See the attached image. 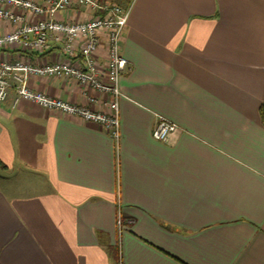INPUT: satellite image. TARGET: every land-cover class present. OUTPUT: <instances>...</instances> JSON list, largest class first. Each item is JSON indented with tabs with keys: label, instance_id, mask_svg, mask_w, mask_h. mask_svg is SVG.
Wrapping results in <instances>:
<instances>
[{
	"label": "crops",
	"instance_id": "0c3cea01",
	"mask_svg": "<svg viewBox=\"0 0 264 264\" xmlns=\"http://www.w3.org/2000/svg\"><path fill=\"white\" fill-rule=\"evenodd\" d=\"M128 8L117 141L78 116L13 105V90L0 102V181L26 177L18 192L0 190V264H264V0ZM98 16L68 9L53 20ZM15 28L0 20V36ZM46 42L0 49V62L70 59L64 42ZM105 57L102 32L98 65ZM28 86L93 112L110 100L71 77L31 75ZM160 119L177 127L163 142L151 137Z\"/></svg>",
	"mask_w": 264,
	"mask_h": 264
},
{
	"label": "built area",
	"instance_id": "2783aa9c",
	"mask_svg": "<svg viewBox=\"0 0 264 264\" xmlns=\"http://www.w3.org/2000/svg\"><path fill=\"white\" fill-rule=\"evenodd\" d=\"M0 20L14 25L15 30L0 36V49L20 46L32 52H42L47 48L46 40L64 42L62 52L69 60L54 62L41 66H31L24 62L8 65L0 62V102L13 90V105L21 102H32L38 107L59 110L65 114L75 115L86 122L96 123L115 141L119 138L118 98L119 80L128 62L121 53V40L126 28L129 8H121L115 4H99L96 0H0ZM20 9L24 15L14 13ZM68 9L94 11L100 10L103 16L94 17L83 23L57 22L53 20L55 13ZM28 14L44 16L34 23L26 20ZM106 34V57L101 65L95 59L100 44V33ZM61 39L64 41H61ZM71 62V59H78ZM31 75H49L71 77L82 87L110 95L105 103L106 113L93 112L84 107L69 105L58 99L31 91L28 80ZM93 102V99H88ZM176 125L160 119L151 131L156 141H165L176 130Z\"/></svg>",
	"mask_w": 264,
	"mask_h": 264
},
{
	"label": "rangeland",
	"instance_id": "374dc122",
	"mask_svg": "<svg viewBox=\"0 0 264 264\" xmlns=\"http://www.w3.org/2000/svg\"><path fill=\"white\" fill-rule=\"evenodd\" d=\"M108 1L113 2L115 4H118L119 2H124V0H108ZM0 175H2L1 170H0ZM24 179H26L25 176L20 175L19 173H13L11 175V178L9 179L5 178L3 181L2 180L0 181V190L6 193H11L14 191L18 192L20 187L26 186V184L22 182L24 181Z\"/></svg>",
	"mask_w": 264,
	"mask_h": 264
},
{
	"label": "trees",
	"instance_id": "16d2710c",
	"mask_svg": "<svg viewBox=\"0 0 264 264\" xmlns=\"http://www.w3.org/2000/svg\"><path fill=\"white\" fill-rule=\"evenodd\" d=\"M131 0H127L126 1V7L128 8L129 4H130ZM259 114H260V118H261V122L263 124L264 127V103L261 105L260 109H259Z\"/></svg>",
	"mask_w": 264,
	"mask_h": 264
}]
</instances>
